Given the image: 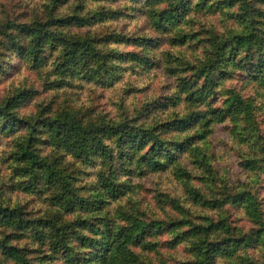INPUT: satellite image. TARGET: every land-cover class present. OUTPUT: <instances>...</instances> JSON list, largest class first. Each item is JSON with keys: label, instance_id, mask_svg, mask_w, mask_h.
<instances>
[{"label": "rangeland", "instance_id": "1", "mask_svg": "<svg viewBox=\"0 0 264 264\" xmlns=\"http://www.w3.org/2000/svg\"><path fill=\"white\" fill-rule=\"evenodd\" d=\"M262 60L264 0H0V264H264Z\"/></svg>", "mask_w": 264, "mask_h": 264}, {"label": "trees", "instance_id": "2", "mask_svg": "<svg viewBox=\"0 0 264 264\" xmlns=\"http://www.w3.org/2000/svg\"><path fill=\"white\" fill-rule=\"evenodd\" d=\"M157 16H158V19H162L163 16L165 17V19H171L172 17H174V12L171 8H166L164 10L159 11ZM83 21L84 19L82 17L75 16V15H66L62 17L50 18L48 20V22L53 25L54 24H71V23L80 24ZM14 26L19 27L20 29H23V30H30L32 33V37L34 39V43L36 45H38L39 42L45 39L44 33H42L38 27H29L25 23L14 24ZM260 79L262 82H264V60H262L261 62ZM10 105H12V101L8 104V106ZM211 112L214 114V117L216 120H221L225 115V110L218 106L213 107L211 109ZM8 113L9 112L7 110V105L0 104V114H8ZM180 121H181V125H187L186 118H181ZM133 127L134 126H131V125H129V127L126 126L124 130L125 135L128 140L133 141L135 144H140L142 143L147 132L143 129L140 131L138 128H133ZM151 135L153 137L152 145L159 146L163 143V140L160 137H158L157 134L152 133ZM20 157L24 158L28 162V164L31 166H36V167L44 166V173H45L46 178L58 177V174L55 168L52 167L50 164L44 162L43 159L39 157L37 151L34 148L28 147L27 145H21ZM148 161H149V165L151 168H160L164 165V163L161 160L154 158V157H149ZM106 185L112 194L116 193V186L111 182V180L108 179L106 182ZM1 210H3V208L0 206V211ZM4 215L5 216L8 215L7 210H5ZM241 237L247 240L250 239V236L248 235H244ZM227 239L234 240L236 242L241 238L233 239L232 236H228ZM0 247L3 248L7 254H10V255L16 254L17 252V246L11 243H7V242L0 243Z\"/></svg>", "mask_w": 264, "mask_h": 264}]
</instances>
